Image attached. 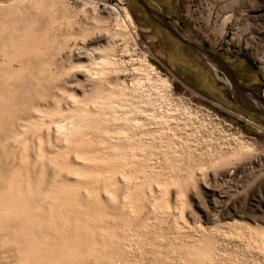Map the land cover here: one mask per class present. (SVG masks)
Here are the masks:
<instances>
[{
  "label": "rangeland",
  "instance_id": "obj_1",
  "mask_svg": "<svg viewBox=\"0 0 264 264\" xmlns=\"http://www.w3.org/2000/svg\"><path fill=\"white\" fill-rule=\"evenodd\" d=\"M25 2H27L25 9L18 11L15 8H8L11 0H0V11L4 9V13L1 11L3 15H0L2 16L0 28L8 25L17 27L15 32L24 33L26 38L23 39L24 42H28L26 45L30 49L34 48L24 55L26 59L24 58V62L21 63L23 68L14 61L19 76L18 80H12L15 82L11 91L9 89V94L13 103H16L15 108L18 109L24 100L28 99L27 95L44 91L43 93L47 94L43 100H46L45 98L48 100L42 101L43 107L53 108L48 95L55 93L56 96L62 95L61 98L57 97L61 106L58 107L63 111H69L77 105L83 106L99 95L97 94L99 92L100 94L104 92L107 94V91L118 92L115 90L116 87L117 89L124 87L127 97L128 94L131 96V101L130 99L127 101L135 102L138 106L137 111L145 110L143 113L133 115L141 118L140 121H144L145 124L139 123V125L137 120H135L137 123L133 120L136 129L130 131H133L134 135L130 131L129 134L127 133L135 137V141L140 137L136 142L142 146V149L145 148L143 152L142 149L137 151L141 146L133 142L132 136H127L130 138L126 137L128 141L133 140L129 143H136L137 150L133 146L132 152L128 150L125 153L126 157L128 155L127 158L123 157L124 153H122L119 160H114L122 166L118 168L107 166L108 169L104 166L106 168L102 169L100 167L103 166L95 165L94 168H98L92 169L94 172L100 170L103 176L110 171L109 168L111 171L116 168L114 171L120 184L126 175L136 172L135 175L141 181L137 190H143L144 196L150 193L146 196V199L151 200L146 201L150 205L146 209L143 207V213L147 216V226L142 227L143 230L141 227L123 228L124 254L121 253L116 259V264H179L184 254L189 256L190 249L201 248L203 236L210 238L214 243L211 241L210 251L215 264H264V249L260 247L261 237L258 233L260 229L264 231V115L257 109H250L238 102L232 95L231 88L224 82L228 77L226 72L220 68L215 70L204 54L193 46V43L199 44L221 58L229 67L236 83L255 95L260 100L259 105L264 107V0H171L170 8H166V13L172 17L175 26L181 30L180 33L187 41L192 42V45L182 42L159 25L144 24L147 17L141 12L136 0H26ZM10 11L14 12V15H10ZM126 12L131 19V24L126 27L127 29L125 28L128 34L121 27L122 25L123 28L125 27L123 22L117 24V21H122L121 19L126 17ZM117 15L120 18H117ZM20 16H22L21 20H19ZM105 56L110 59L114 68L102 73L99 71L100 60L103 57L105 59ZM0 62L2 63V58ZM145 63L155 71L152 69L147 73L144 69ZM26 66L29 68L27 69ZM30 69H36V74L34 70L31 73ZM44 73L47 75L44 76ZM41 76L43 77L40 79ZM158 77L166 79L165 85L167 83L168 86L162 87L164 84L161 85L162 82L156 80ZM42 79L47 83L40 81ZM41 87L47 89L40 91ZM71 94L72 96L75 94L73 99L71 98L72 103ZM142 95L146 96L143 98ZM90 96L92 98H89ZM145 98L150 102L145 103ZM123 102L125 105H122L121 109L129 110L131 107L135 111V103L126 105V101ZM150 103L153 104L152 107ZM85 106L90 107L91 110L94 108L91 103L89 105L86 103ZM142 106H146L147 110ZM149 106L154 113L149 110ZM120 107L121 103L119 113H116L119 114L116 120H120L119 117L125 114ZM150 112L153 114L148 115ZM47 116L46 114L44 116V121L47 123H42L44 135L45 127L51 133L55 128L53 120L47 121L49 118ZM158 116L161 118L158 119ZM156 118L159 120L158 123L155 121L157 126L153 122ZM118 121L115 123L112 118L108 121L109 126L108 123L107 125L99 123L103 128L101 125L99 128L97 124L93 131L91 128L88 129L89 133V130L94 132L87 134L88 139L91 137L93 140L97 137L94 140L97 144L94 143V146L100 149L103 142L112 139L122 140L124 137L121 139L119 136L121 134L116 131H119V127L121 129L123 121ZM149 121H152L151 124ZM115 125L117 126L114 127ZM137 125H139L138 129ZM141 125L143 128L147 126V129L146 127L143 129ZM110 127L113 129L111 130ZM100 129H104L102 133ZM107 129L112 132L108 133ZM39 133L41 134V130ZM27 134H30L26 135L29 144L37 145V136H32L29 131ZM94 134L96 137H92ZM101 136H107V139ZM31 139L35 142L33 143ZM54 140L56 139L52 137L51 142L47 144L46 137L44 138L46 150L50 148L47 151L53 152L54 148H58V144L64 142L61 139ZM142 143L145 146L149 145L143 148ZM49 144L54 145L51 147ZM234 147H238L239 152H236L238 150ZM1 148L0 145V173L3 174L6 172L4 170L18 162L19 155L18 153L7 155ZM233 148L236 150H232ZM71 151L74 153V150ZM73 153L69 151V160L72 159L69 162L76 163L77 158ZM174 154L177 160L175 157L172 159ZM29 155L33 157L32 153ZM144 156L146 157L143 158ZM34 158L35 155L32 161L36 162ZM131 158L132 161H129ZM96 160L98 161L93 163L100 162L99 159ZM36 163L38 165L36 164L37 167L34 165V169L32 167V172L38 173L42 166L39 167L40 163ZM52 163H48L49 166L45 163L47 169L45 170L44 167L41 169L45 170L47 177L57 176L63 181L66 172L65 180L67 179L71 184L76 178L82 180L87 175L67 172L64 167L59 169L57 163L60 173L64 169L60 174L57 168L52 170L54 167ZM166 163L172 164L169 165L171 168ZM128 164L131 166L128 167ZM122 167L126 168L125 171ZM120 184L117 185L120 189L116 192L118 197L122 198L121 194H125L122 193L125 189ZM85 185L77 184L74 187L86 191ZM150 189L152 192L149 191ZM54 196L56 197L57 194L55 193ZM150 202L155 204L154 208ZM68 208L67 202L58 203L57 214H64ZM135 213L133 212L131 216L140 215V212ZM106 219L112 223L116 222L112 216ZM97 220L102 222L101 218ZM21 221L12 216L0 218V264L15 263L19 259L15 240L17 234L23 230ZM36 229L43 232L45 241H51L53 236L60 235L56 227L51 234L45 232L43 228ZM42 245L46 246L43 242ZM29 264H45V262L31 260ZM55 264L71 263L65 259H58Z\"/></svg>",
  "mask_w": 264,
  "mask_h": 264
},
{
  "label": "bare ground",
  "instance_id": "obj_2",
  "mask_svg": "<svg viewBox=\"0 0 264 264\" xmlns=\"http://www.w3.org/2000/svg\"><path fill=\"white\" fill-rule=\"evenodd\" d=\"M25 1L26 0H11V5L8 8H10V9L15 8V9H18V11L19 10L22 11L23 8L25 9L26 3H27ZM8 4H9V2H8ZM33 4H34V1H33ZM4 8H6V7H4ZM7 10H5V11H7ZM3 11H4V9H3ZM2 12L0 15H3L4 12L3 13ZM13 13H11V11H10V15ZM117 16H118L117 18H120L119 15H117ZM0 17H2V16H0ZM15 17H17V16H15ZM21 17L22 16H20L19 20H21ZM121 20L122 21H117V24H118V22H123L124 26H125L124 28H123V25L121 26L123 30L131 24V19H130L129 14L127 12H126V17L121 19ZM25 26L26 25H24V28H25ZM13 27L14 26L9 27V25H8V27H1L0 28V57L2 58V63L0 62L1 63L0 64V79L2 78L0 80V145L2 147L1 150L4 153H7V155H13L16 153H18V155H19V160H18V162L16 160V162H17L16 164L8 167L7 170H4V172L6 171L5 173H3V174L0 173V218H8L10 216H12L13 218L17 217V218L22 220L21 222H22V229H23L22 231H20V234H17L16 240H15L17 245H18L17 246V252L19 254V259L15 263H11V264H29V262L31 260H34V261L36 260L39 262L43 260L45 262V264H55L58 259H65L67 262H70L71 264H116V259L121 255V253L124 254V248L122 246H123V240H124L125 234L123 232V228L128 226V227H131L132 229H137L139 227L142 228V227L147 226V219H146L147 216L144 215L143 210L146 209V207H148V205H150L147 202H149L151 200L146 199V196L150 193H148V194H146V196H144L145 193L143 194V192H142L143 190H140L141 192L139 190H137L139 188L138 185L141 184V181L138 179L139 177H137L135 175L136 172L133 174L131 173V175H129L131 172L130 171L128 174L129 176L126 175L125 179L122 178L123 182H122V184H120L118 178L116 177V172L114 171L116 168H114L111 171L112 167L118 168L119 166H122L121 163L119 164L118 161L115 162L114 160H116V159L119 160L120 159L119 157H121V155H123L122 153H124V155H123V157H124L125 153L128 152V150H130L132 152L133 146L135 148L136 143L139 141L140 137L136 138V139H138V140H136L137 141L136 142L135 137L132 136V135H134V134H132L133 131L131 132L130 130L136 129L135 124H133V122H132L133 120L134 121L137 120L138 123L135 121V123H137V124H139V123L140 124L142 123V125L145 124L144 121L143 122L140 121L141 118H138V116L136 117V115L133 116L134 113L140 114L141 112L142 113L145 112V110H138L137 111L136 108H138V106L136 105L134 100H132V101L135 103V105L137 107L135 105H132V107L135 106L134 107L135 111L132 110L131 107L129 110L125 109L126 111L124 109H121V108H123L122 105H125L124 102L122 103V101H126V105L127 104H130V105L134 104V103L130 102L131 96L128 94L129 97H127V95L125 94L126 91L124 90L125 89L124 87H118V89L116 87L115 90H118V92L117 91L116 92L107 91L108 92L107 94H105V92H104V94L103 93L100 94V92L97 93V91H94L95 93H97L99 95L94 94L97 96H95L93 98L90 96L89 98H92V99L89 100V102L86 99V101H87L86 103H88V105H89V103L93 104L94 108H92V110L90 107L87 108V106H85V104H86L85 103V104H83V106L77 105V107L75 106L74 109H72V110L68 109L69 111H63V110H61V108H59L61 106L58 103L59 99L57 97H60V96L54 95L55 93L52 95H48V97H50V99H49L50 104L52 105L53 108H51V106H50V109L49 108L47 109L46 107H43V102H42V101L48 100V98H45L46 100H43L44 99L43 97H45L47 94V93L44 94L43 93L44 91L41 93L35 92L34 94L27 95V97L29 96L28 99L24 100V102L22 103V105H20V107H18V109L15 108L16 103L15 104L13 103V100L11 99V96L9 94L12 87L14 86L13 83L15 82V81L12 82V80L17 79L19 76L17 66L16 67L14 66V64H15L14 61H17L20 65V67L23 68V66H21V63L24 62L23 61V59L25 58L24 55H26L28 52H30L34 48L30 49L29 46L26 45V44H28V42L25 43L23 40V39H26L25 34L15 32L17 27L16 28H13ZM21 27H22V25H21ZM167 28L172 30V32L175 35H177L180 39L184 40L188 44H192V42H189L185 39V36H183L181 33L177 32L175 30V28L170 27L169 25H167ZM126 29H125V31H126ZM120 30H118V31L120 32ZM126 34H128L127 31H126ZM48 41H49V39H48ZM193 45L197 46L199 49L203 50V51H201L202 54H204V56L208 59L209 63L214 67L215 70L220 68L226 72L228 77H226L224 79V82L231 88L232 95L236 98V100L238 102L244 104L245 106L253 108V109H257V110L264 109L263 106L259 105L260 100L255 95H253L250 91L241 87L240 85H238L236 83V81H234L235 78H233L229 69H227L223 64L214 60L207 52L204 51V48H202V46H200L199 44H196V43H193ZM44 47H46V46H44ZM42 51L43 50H41V52ZM38 56H39V54H38ZM28 58H29V56H28ZM34 59H35V57H34ZM36 60H37V58H36ZM17 62H16V64H17ZM26 64L28 65V63H25V65ZM29 64H30V62H29ZM100 64H101L100 65L101 67H99L100 70L98 69V67L96 68V70L98 69L102 73L109 71L113 67V63L110 61V59L107 58V56H105V59L103 57L100 60ZM142 64H143V61H142ZM19 65H18V67H19ZM29 66H31V65H29ZM33 66L34 65L32 64V67ZM40 66H42V65H40ZM98 66H99V64H98ZM26 67H27V69L29 68L28 66H26ZM93 67H90V68H93ZM24 69H25V67H24ZM144 69L148 73L153 68L150 65H148L147 63H145ZM30 70H32L31 73H33V70H34V72L36 71V69H30ZM41 70L43 72V68ZM46 71H47V69H46ZM146 71H145V73H146ZM21 72H22V70H21ZM35 74H36V72H35ZM23 75L24 74H22V76ZM46 75L44 73V76H46ZM30 76H31V74H30ZM30 76H29V78H30ZM42 77L43 76H41L40 79ZM26 78H28V77H26ZM31 79H33V77H31ZM156 80L157 81L160 80L162 82L161 85L164 84L162 87L168 86L167 83L165 85V82L167 81L166 79H161L160 77H158V78H156ZM22 81H24V79ZM27 81H28V79H27ZM40 81H43V83H44L46 81V78H45V81L43 79ZM25 82H26V80H25ZM45 83H47V82H45ZM97 87H98V85H97ZM9 89H10V91H9ZM45 89H47V88H45ZM45 89H42V87H41L40 91L45 90ZM134 89H136V87ZM97 90L99 91V89H97ZM111 91H113V89ZM131 91L132 90L130 89V92ZM138 94L140 95L141 93H138ZM68 95H70V94H68ZM74 95L72 96V94H71L70 99L72 97H74ZM133 95H134V93H133ZM22 96H23V93H22ZM135 96H137V95H135ZM143 96H146V95H142V97ZM14 97L16 99V95ZM61 97H62V95H61ZM139 97L141 98V96H139ZM152 97H154V96H152ZM147 98L149 99V97H147ZM72 99L70 100L71 103L73 101ZM128 99H130V101H129L130 103L127 101ZM145 100H146V98H145ZM78 102L83 103L84 101L78 100ZM140 102H142V101H140ZM146 102H150V100L149 101L146 100L145 103ZM120 103H121L120 110H124L125 114H123V112H122V114H123L122 117L121 116L119 117V118H121L120 120L123 121V124H121V129L118 126L119 131L118 132L116 131V133L121 134V135L118 134L121 137V139H122V137H124V138L120 141H118L117 139H116L117 141L116 140L113 141V139L109 137L112 140H110V141L106 140L108 142H106V143L103 142V145L100 143L102 146L101 149L98 146L97 147L94 146V143H95L94 140L97 139L96 134L92 135V137L93 136L96 137L93 140H91L90 136H89L90 139H88V136H87V134L89 133L88 129L91 128V130L93 131V129L95 128L94 126H96L99 123L105 124V121H107L106 119H108V121H110L113 118V121L116 123L119 120V119L116 120L118 118V115H119V114L117 115L116 113L117 112L119 113L118 109H119ZM76 104H79V103L76 102ZM147 104H149V103H147ZM72 105H74V104H72ZM72 105H71V107H73ZM117 105H119V106H117ZM150 105H151V103H150ZM152 105H151V107H152ZM140 106H139V109L141 108ZM65 107H66V105H65ZM116 107H117V109H116ZM142 107H144V106H142ZM145 107H144V109L147 110V108H145ZM149 108H150V106H149ZM151 109L152 108H150L149 110L153 111ZM151 113L152 112L148 113V115L149 114L151 115ZM153 113H154V111H153ZM45 114H46V116L48 115L47 117H49V118H47L48 119L47 121H49V119L53 120V122L55 124V128H54V132L51 133L49 131V129H47L45 127V135H44L42 133V131H43L42 130L43 129L42 123L46 122V121H44L45 120V117H44ZM120 115H121V111H120ZM152 116L154 118V115H152ZM151 117H149V118H151ZM109 118H111V119L109 120ZM157 118L159 119L161 117L158 116ZM157 118H156V120H153L154 123H155V121L157 122V120H158ZM162 118L164 120V117H162ZM161 120H160V123H162ZM108 121H107V123H108ZM122 121H121V123H122ZM151 122H150V124H151ZM107 123L105 125H107ZM101 124H99V128H100ZM147 124H148V122H147ZM139 125H137V129H138ZM155 125H156V123H155ZM108 126H109V123H108ZM116 126L117 125H115L114 127H116ZM101 127L103 128V125H101ZM105 127H107V126H104V128ZM118 127H117V130H118ZM145 127L147 129V126H144V128L142 126L143 129H145ZM111 128L112 127H110V129ZM40 130H41V134L39 133ZM91 130H89L90 133L91 134L94 133V132H91ZM103 130H101V133L103 132ZM107 130H109V129H107ZM111 130H109L108 133ZM148 130H150V129H148ZM28 131L31 132L32 136L33 135L37 136V138H38V144L36 143L37 145H35V144L30 145L29 144V142H28L29 139L27 140V138L30 134H27ZM129 131L132 134L130 136H132V138H134L133 139L134 141L133 140H129V141L136 142L135 144L133 143L134 145L132 144V142H130L131 143V145H130V143L127 139L130 137L129 135H127V133ZM140 131L138 132L139 135H140ZM98 133H97V136H98ZM135 133H137V132H135ZM143 134H144V132H143ZM26 135H28V136L26 137ZM102 135H104V134H102ZM111 135L112 134L110 133V136ZM114 135H116V134L114 133ZM32 136H30V137H32ZM127 136H129V137H127ZM45 137L47 140V142H46L47 144H48V142L49 143L51 142L50 140H52V137L56 140L61 139L64 142H61L60 144H58L59 146H57L56 145L57 143H56L55 145L58 148L57 149L54 148L53 152H49L47 150L50 149L48 147L50 144L47 145L48 149L46 150V146H45L46 144L44 141ZM105 137L107 139V136H104L102 138L105 139ZM114 138H115V136H114ZM31 140L33 142V139H31ZM56 140H54V141H56ZM103 141H105V140H103ZM148 143H149V141H148ZM95 144H97V142ZM137 145H138V143H137ZM142 145H144V144L142 143ZM148 145L149 144H147V146ZM168 145H169V143H168ZM138 146H141V145H138ZM147 146L144 145L143 148L147 147ZM238 147H242V146L238 145ZM234 148H236V147H234ZM234 148L232 150L235 151L237 148L236 149H234ZM242 148L240 150H242ZM135 149L137 150V146ZM141 149H142V146L139 147L137 151H139ZM144 149H142L141 151L143 152ZM71 150H74V153ZM69 151H70V153H73V155H75V157L77 158V159L74 158L77 160V161L75 160L76 163L69 162V161H72V159L69 160V157H70ZM236 152H239V150ZM29 153H32L33 157L35 155L34 159L36 162L40 163L39 167L42 166L41 169L45 168V170H46L47 168L44 166V164L46 163L47 166H49L48 163L53 162L52 164L54 165V167L52 168V170L56 169L57 166L59 165V167H58L59 169H61V167L62 168L64 167V168H66L65 171H67V172H70V173L74 172L77 175H79V174H87V175L82 180H78L79 178H76L74 183L70 184V183H68L67 179H66L67 182H65L66 181L65 178H67L65 176L66 172H65V175H64L65 178H63L64 179L63 181H60V179H58L57 176H52V177L45 176V170L40 169V172L37 171L38 173L32 172V167L34 165L37 167L38 164L36 162L32 161L33 157L31 158ZM51 153H53V154H51ZM137 153L141 154L139 152H137ZM18 155H16V156H18ZM134 156H135V154H134ZM127 157H128V155H127ZM145 157L146 156H144L143 158H145ZM173 157H175V154H174V156H172V159H173ZM96 159H99L100 162L99 163L98 162L93 163V161H98ZM172 159H169V160H172ZM175 160H177L176 157H175ZM129 161H132V158L129 159ZM172 161H170V162H172ZM57 163H58V165H57ZM172 163H174V162H172ZM129 164H128V167L131 166ZM166 164L168 166L169 165L172 166V164H168V163H166ZM95 165L96 166H103V167H100L102 169L106 168L107 166L108 167L111 166V168H109L110 171H108V172L105 171L108 169V167H107V169L102 170L104 172H107L106 174H104L102 176L101 175L102 172L100 170H99V172H94L92 170L95 167ZM104 166H106V167H104ZM123 166H124V164H123ZM145 166H147V165L145 164ZM126 167H127V165H126ZM185 167H184V169H185ZM58 168H57V170L59 171L58 173H60L61 170H59ZM97 168L98 167H96L94 169H97ZM33 169H34V167H33ZM122 169H123V167H122ZM125 169H123V170L125 171ZM63 170L64 169H62V172H64ZM0 172H1V170H0ZM62 172L60 174H62ZM11 173H13L14 175H10ZM32 173H34L35 175H33ZM74 173L72 175H74ZM96 173H98V174H96ZM56 175H59V174L56 173ZM67 176H68V174H67ZM117 176H118V174H117ZM186 176H189V175H186ZM70 178H71V176H70ZM61 180H62V178H61ZM177 180H179V179H177ZM177 180H175V181H177ZM146 182H147V180H146ZM181 182H182V180H181ZM178 183H180V182H178ZM77 184H86L85 186H86L87 190L86 191L78 190L77 188L74 187V185H77ZM118 184H120V186L125 189V192H122L125 194L124 195L121 194L122 198H119L117 195L118 193L116 192L117 189H120V187L117 188ZM63 185H65V186H63ZM145 186H146V184H145ZM122 191H124V190H122ZM149 191L152 192L151 189ZM55 193L57 194L56 197L54 196ZM152 196L154 197V195H151V197ZM151 197H149V199ZM62 202H65V203L67 202V206L69 208L65 211L64 214L58 215L57 214L58 203L62 204ZM154 202H155V200H154ZM150 203H151V205H153L152 208H154L155 204L154 203L152 204V202H150ZM164 204H166V203L164 202ZM17 205H21V206L18 207ZM159 206H161V204H159ZM166 206H167V204H166ZM143 207H144V209H143ZM150 207L151 206H149V208ZM151 210L153 211L154 209H151ZM165 211H166V209H165ZM133 212L134 213L140 212V215L137 214V216L132 217L131 215ZM109 216H112L114 219H116V222L112 223L110 220H107L106 218H109ZM99 218L102 219V222H98L97 219H99ZM55 227L58 228L60 235L58 237L53 236V239L51 241H45L43 239V236H42L43 232L38 231L36 229V228H43L45 232L51 234L55 230ZM142 230H143V228H142ZM258 233L260 234V237H261L260 238V247L262 249H264V231L260 229L258 231ZM211 241L212 240L210 238L203 236V239L201 242V244H202L201 248L200 249H192V250L190 249L189 250V256L187 254L188 252H186L187 255L184 254L181 257L182 261L179 262V264H215V262L213 260L212 253L210 251ZM42 242L45 243L46 246L42 245ZM212 243H213V241H212ZM258 245H259V243H258Z\"/></svg>",
  "mask_w": 264,
  "mask_h": 264
},
{
  "label": "flooded vegetation",
  "instance_id": "obj_3",
  "mask_svg": "<svg viewBox=\"0 0 264 264\" xmlns=\"http://www.w3.org/2000/svg\"><path fill=\"white\" fill-rule=\"evenodd\" d=\"M141 1L143 4L139 3L136 0L137 5L139 6L141 12L144 13L145 16L147 17V21L144 22V24L159 25L165 29L167 25H169L170 27L175 28L177 32L179 33L181 32V30H178V28L173 23L174 21L172 17H170V15L166 13V8H170L171 0H141Z\"/></svg>",
  "mask_w": 264,
  "mask_h": 264
},
{
  "label": "water",
  "instance_id": "obj_4",
  "mask_svg": "<svg viewBox=\"0 0 264 264\" xmlns=\"http://www.w3.org/2000/svg\"><path fill=\"white\" fill-rule=\"evenodd\" d=\"M139 3H141V4H143L142 3V1L141 0H137ZM166 29L168 30V31H170L172 34H174L173 32H172V30H170L169 28H167L166 27ZM175 35V34H174ZM178 39H180L177 35H175ZM182 42H184V43H186V44H188L187 42H185L184 40H182V39H180ZM188 45H192V44H188ZM194 46V45H193ZM199 51H203V50H201V49H199L197 46H195ZM204 51L205 52H207L214 60H216V61H218L219 63H221V64H223L227 69H229V67L225 64V62L221 59V58H219L218 56H216V55H214V54H212V53H210V52H208L207 50H205L204 49ZM230 70V69H229ZM231 72V71H230ZM231 75L233 76V74H232V72H231ZM233 78H234V76H233ZM234 81H236L235 79H234ZM251 109V108H250ZM258 112H260L261 114H263L264 115V109H260V110H257Z\"/></svg>",
  "mask_w": 264,
  "mask_h": 264
},
{
  "label": "crops",
  "instance_id": "obj_5",
  "mask_svg": "<svg viewBox=\"0 0 264 264\" xmlns=\"http://www.w3.org/2000/svg\"><path fill=\"white\" fill-rule=\"evenodd\" d=\"M242 87V86H241Z\"/></svg>",
  "mask_w": 264,
  "mask_h": 264
}]
</instances>
